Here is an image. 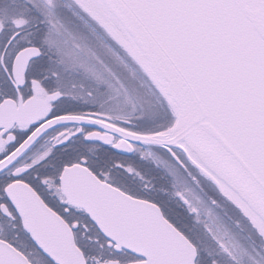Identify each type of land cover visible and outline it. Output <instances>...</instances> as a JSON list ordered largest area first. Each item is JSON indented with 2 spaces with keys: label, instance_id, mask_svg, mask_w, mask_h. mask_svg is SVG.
Wrapping results in <instances>:
<instances>
[{
  "label": "snow or ice",
  "instance_id": "obj_1",
  "mask_svg": "<svg viewBox=\"0 0 264 264\" xmlns=\"http://www.w3.org/2000/svg\"><path fill=\"white\" fill-rule=\"evenodd\" d=\"M0 264H264V0H0Z\"/></svg>",
  "mask_w": 264,
  "mask_h": 264
}]
</instances>
